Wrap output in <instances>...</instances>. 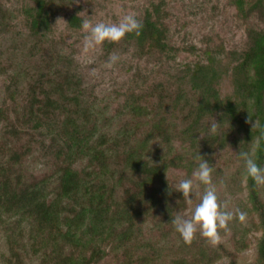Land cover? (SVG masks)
Segmentation results:
<instances>
[{"label": "trees", "instance_id": "1", "mask_svg": "<svg viewBox=\"0 0 264 264\" xmlns=\"http://www.w3.org/2000/svg\"><path fill=\"white\" fill-rule=\"evenodd\" d=\"M228 1L242 46L227 51L210 32L182 64L166 0L150 2L138 34L100 45L104 60L119 50L150 65L107 104L75 41L54 36L72 0H0V264H237L251 245L264 264V185L239 156L254 149L264 167V0ZM82 21L68 14L64 33L81 37ZM202 159L232 212L214 244L199 230L185 243L171 224L205 188L194 180L186 199L172 177L192 178Z\"/></svg>", "mask_w": 264, "mask_h": 264}, {"label": "rangeland", "instance_id": "2", "mask_svg": "<svg viewBox=\"0 0 264 264\" xmlns=\"http://www.w3.org/2000/svg\"><path fill=\"white\" fill-rule=\"evenodd\" d=\"M21 0H8L6 6L14 8ZM158 0H72L71 7L60 13L56 20L54 36L64 39L65 44L72 43L76 49V58L82 67L83 76L92 87L95 96L103 103H111V98L131 84L134 74L140 75L145 68H150L143 60L132 58L130 53L115 52V62L102 59L100 46L85 48L84 37L72 39L64 33L66 18L70 13H77L84 20L95 24L118 23L126 15H141ZM166 23L170 43L175 47V62H191L194 55L201 54L210 32L217 36L227 51L238 49L243 44L244 26L236 19L235 10L228 0H166ZM251 22L256 24V20ZM70 46V45H69ZM111 105H114L112 103ZM172 178L179 182L180 175ZM176 177V178H175ZM194 184V180H193ZM253 246L237 258V264L253 263Z\"/></svg>", "mask_w": 264, "mask_h": 264}, {"label": "clouds", "instance_id": "3", "mask_svg": "<svg viewBox=\"0 0 264 264\" xmlns=\"http://www.w3.org/2000/svg\"><path fill=\"white\" fill-rule=\"evenodd\" d=\"M141 28L142 24L137 18L129 14L124 15L118 23L114 24L103 22L92 24L88 20L81 23V30L86 33L85 48L100 46L106 41L118 42L127 33L136 32L138 34ZM109 59L110 62H115L117 57L112 55ZM218 124L214 119L209 123L210 135L218 132ZM239 156L243 160L246 177H250L257 185H264V167L258 165L254 159V149L240 152ZM193 180L205 186L203 195L191 211L190 218L177 214L171 219V224L185 243H189L199 230L202 237L214 244L218 238L217 229L226 227L232 219V212L225 210L227 207L225 203L218 202L216 188L211 181V168L207 160H201L193 171L192 178L179 180L175 185V191L179 192L183 198L191 199ZM240 217L243 218V213H240Z\"/></svg>", "mask_w": 264, "mask_h": 264}]
</instances>
